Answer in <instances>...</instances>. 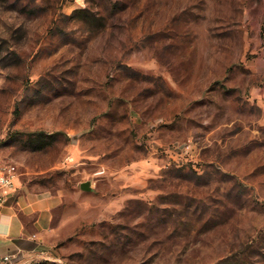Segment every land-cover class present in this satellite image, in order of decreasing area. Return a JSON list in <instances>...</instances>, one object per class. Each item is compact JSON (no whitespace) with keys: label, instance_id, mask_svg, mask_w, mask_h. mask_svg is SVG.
<instances>
[{"label":"rangeland","instance_id":"obj_1","mask_svg":"<svg viewBox=\"0 0 264 264\" xmlns=\"http://www.w3.org/2000/svg\"><path fill=\"white\" fill-rule=\"evenodd\" d=\"M7 162L28 264H264V0H0Z\"/></svg>","mask_w":264,"mask_h":264},{"label":"crops","instance_id":"obj_2","mask_svg":"<svg viewBox=\"0 0 264 264\" xmlns=\"http://www.w3.org/2000/svg\"><path fill=\"white\" fill-rule=\"evenodd\" d=\"M62 202V193L31 189L18 173L16 193L0 208V264H28L46 254L54 214Z\"/></svg>","mask_w":264,"mask_h":264},{"label":"built area","instance_id":"obj_3","mask_svg":"<svg viewBox=\"0 0 264 264\" xmlns=\"http://www.w3.org/2000/svg\"><path fill=\"white\" fill-rule=\"evenodd\" d=\"M18 173V166L15 163L0 164V208L4 207L16 193ZM3 260L8 261L9 256L5 255Z\"/></svg>","mask_w":264,"mask_h":264},{"label":"water","instance_id":"obj_4","mask_svg":"<svg viewBox=\"0 0 264 264\" xmlns=\"http://www.w3.org/2000/svg\"><path fill=\"white\" fill-rule=\"evenodd\" d=\"M80 189L84 191H90L91 186H90V181L86 180L80 183Z\"/></svg>","mask_w":264,"mask_h":264},{"label":"trees","instance_id":"obj_5","mask_svg":"<svg viewBox=\"0 0 264 264\" xmlns=\"http://www.w3.org/2000/svg\"><path fill=\"white\" fill-rule=\"evenodd\" d=\"M50 136L53 138L54 134H50ZM45 144V141H43L42 145Z\"/></svg>","mask_w":264,"mask_h":264}]
</instances>
